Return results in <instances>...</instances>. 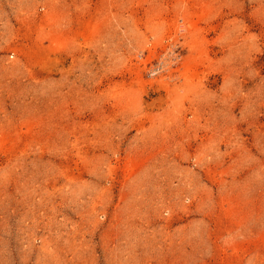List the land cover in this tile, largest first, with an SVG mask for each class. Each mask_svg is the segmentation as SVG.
Wrapping results in <instances>:
<instances>
[{"label":"rangeland","instance_id":"374dc122","mask_svg":"<svg viewBox=\"0 0 264 264\" xmlns=\"http://www.w3.org/2000/svg\"><path fill=\"white\" fill-rule=\"evenodd\" d=\"M0 264H264V0H0Z\"/></svg>","mask_w":264,"mask_h":264}]
</instances>
